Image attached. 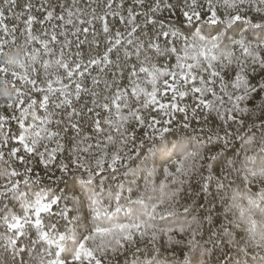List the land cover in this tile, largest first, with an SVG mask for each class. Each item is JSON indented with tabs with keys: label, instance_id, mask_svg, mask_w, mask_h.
<instances>
[{
	"label": "snow or ice",
	"instance_id": "snow-or-ice-1",
	"mask_svg": "<svg viewBox=\"0 0 264 264\" xmlns=\"http://www.w3.org/2000/svg\"><path fill=\"white\" fill-rule=\"evenodd\" d=\"M4 57L0 264H264V0H0Z\"/></svg>",
	"mask_w": 264,
	"mask_h": 264
},
{
	"label": "clouds",
	"instance_id": "clouds-1",
	"mask_svg": "<svg viewBox=\"0 0 264 264\" xmlns=\"http://www.w3.org/2000/svg\"><path fill=\"white\" fill-rule=\"evenodd\" d=\"M21 55V50L20 49H17V51L15 53H13V56L15 57H19ZM5 61H7L8 57H4L3 58ZM4 95H7V96H11L12 95V90L11 89H3V93Z\"/></svg>",
	"mask_w": 264,
	"mask_h": 264
},
{
	"label": "trees",
	"instance_id": "trees-1",
	"mask_svg": "<svg viewBox=\"0 0 264 264\" xmlns=\"http://www.w3.org/2000/svg\"><path fill=\"white\" fill-rule=\"evenodd\" d=\"M0 59H3V58H0Z\"/></svg>",
	"mask_w": 264,
	"mask_h": 264
}]
</instances>
